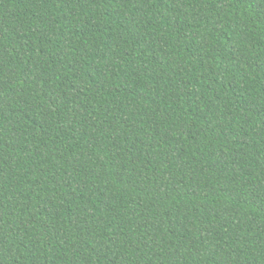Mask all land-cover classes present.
<instances>
[{
  "label": "trees",
  "instance_id": "trees-1",
  "mask_svg": "<svg viewBox=\"0 0 264 264\" xmlns=\"http://www.w3.org/2000/svg\"><path fill=\"white\" fill-rule=\"evenodd\" d=\"M0 264H264V0H0Z\"/></svg>",
  "mask_w": 264,
  "mask_h": 264
}]
</instances>
